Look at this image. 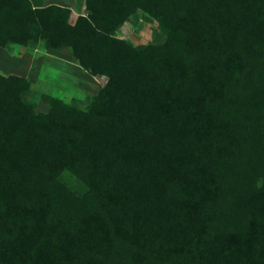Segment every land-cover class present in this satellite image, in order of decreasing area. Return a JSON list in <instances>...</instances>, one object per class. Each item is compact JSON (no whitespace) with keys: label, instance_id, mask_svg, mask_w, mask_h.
Returning <instances> with one entry per match:
<instances>
[{"label":"trees","instance_id":"16d2710c","mask_svg":"<svg viewBox=\"0 0 264 264\" xmlns=\"http://www.w3.org/2000/svg\"><path fill=\"white\" fill-rule=\"evenodd\" d=\"M84 4L0 0V46L106 78L40 111L0 72V264H264V0ZM143 18L162 42L120 35Z\"/></svg>","mask_w":264,"mask_h":264},{"label":"rangeland","instance_id":"374dc122","mask_svg":"<svg viewBox=\"0 0 264 264\" xmlns=\"http://www.w3.org/2000/svg\"><path fill=\"white\" fill-rule=\"evenodd\" d=\"M52 2L70 5L73 9L72 17L85 9L84 0H32L35 5ZM119 31L121 36L129 38L134 44L158 43L165 39V34L158 29L156 21L151 18H143L134 24L126 20ZM68 51V48L46 50L41 46L33 45L0 46V72L19 74L29 79L31 90L28 97L37 110L49 109V104L42 99L43 94L61 98L66 102L74 101L79 109L86 108L104 85L106 78L80 68ZM61 178L73 189H82L81 182L73 172L66 170Z\"/></svg>","mask_w":264,"mask_h":264},{"label":"crops","instance_id":"0c3cea01","mask_svg":"<svg viewBox=\"0 0 264 264\" xmlns=\"http://www.w3.org/2000/svg\"><path fill=\"white\" fill-rule=\"evenodd\" d=\"M37 1V0H36ZM39 1V0H38ZM36 4H42V3H36ZM64 48H66V47H64ZM69 52V54H70V51H68ZM70 56H71V54H70Z\"/></svg>","mask_w":264,"mask_h":264}]
</instances>
